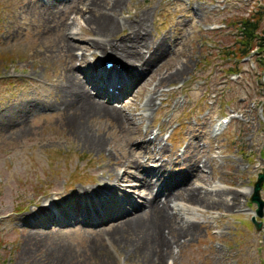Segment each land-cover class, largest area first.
I'll use <instances>...</instances> for the list:
<instances>
[{"label": "rangeland", "instance_id": "374dc122", "mask_svg": "<svg viewBox=\"0 0 264 264\" xmlns=\"http://www.w3.org/2000/svg\"><path fill=\"white\" fill-rule=\"evenodd\" d=\"M259 8L264 0H0V264H264V181L261 209L251 202L264 176V49H224L240 36L234 17ZM102 15L116 24L108 36L95 29ZM160 42L163 54L153 52ZM94 43L149 64L145 84L110 103L126 122L95 113L68 122L76 96L67 79L93 96L87 67L107 62ZM155 135L169 173L190 166L186 187L221 193L224 204L172 203L197 234L176 236L160 258L128 256L107 233L160 198L130 164L152 156L145 143ZM108 179L120 191L99 189ZM106 198L113 207L103 209Z\"/></svg>", "mask_w": 264, "mask_h": 264}, {"label": "bare ground", "instance_id": "6f19581e", "mask_svg": "<svg viewBox=\"0 0 264 264\" xmlns=\"http://www.w3.org/2000/svg\"><path fill=\"white\" fill-rule=\"evenodd\" d=\"M118 1L119 0H113V5L115 6ZM94 25L97 26L95 28L97 31L102 33L107 32V36L111 34V32L115 31L114 27L116 26V24L109 22V17L107 19L105 15L99 16ZM140 31L141 29H137L136 32L139 33ZM92 45H94L93 48H97L96 50L101 52L100 54L102 58L106 59L107 62L112 63H110V67L103 66L102 64H98L97 66L95 65V67H87L91 76L85 80L94 89L93 96L85 94L84 86L80 83V81L73 77L67 79L70 83L72 92L76 96L75 99L69 97L71 98V101L69 102V105L67 104L69 109L72 110L71 119L68 121L71 123L74 118L82 119L91 113L103 114L104 116L108 115L115 120L116 118L119 119L121 117L120 112H118L113 106H110L112 105L110 103L112 101L119 100L123 95L130 92L133 87H139L140 85L143 86L145 84L146 77L148 78L149 76V74L145 76L146 71H143L149 66V64L142 65L136 63L134 65H129L127 62H133L128 61L129 57L114 45H107L105 43H94ZM73 47L74 45L71 42H68L59 47L58 51L66 49V51L69 52ZM155 51H160V54H163L164 44L161 42L158 43L153 48V52ZM150 60L151 57H143L140 59L142 62H148ZM176 74H178V72H176L172 77H175ZM80 94L83 98L78 99L77 96H80ZM64 95H66V92ZM95 97H102L106 104L102 105L94 103ZM153 103V96H150L144 106L145 108L150 109L153 106ZM121 120H124L125 122L127 121V119L123 116L121 117ZM155 143L159 144L156 137L145 143V145H149L155 148V150L154 153L152 152V156H149L144 163L136 165L131 161L130 164L134 165L138 169H141L143 171L144 178H149L142 181L145 188L154 190L160 186V198L162 201H160V198L158 199L155 196L148 204L146 211L141 212L139 209L135 212V214L129 217L125 216L123 220L119 222V226H116L117 228L113 226L114 228L110 230V234L107 233L112 241L116 242L124 250L129 251L128 247L132 249L131 252L129 251V253H127L128 256H136L137 252H140V255L143 257H146L148 253H153V255L157 258L158 256L160 258V256H163L164 253L167 252V248L172 241H175L176 236L190 237L197 234L193 221L190 222L189 220H186L183 222V217L180 221H178L177 216L170 212L172 203L178 202L192 206H201V208L210 205L219 206L224 204V201L222 200L223 194L221 193L213 195L215 197V200H213L209 198L212 194L203 193V195L199 196L193 187H186L187 176H191L194 172L197 173V171L190 166L179 173H169L168 167L165 166L168 161L166 153L167 146L159 148ZM178 158L182 157L178 156ZM151 165L154 166V168H150ZM117 179H108L109 181L116 182L108 184V180H106L103 185H99L98 187L99 189L101 188L105 191L115 189L120 191ZM88 194L89 190L86 192L85 196H88ZM90 198H92V194L89 196V199ZM106 200L101 201L103 209L113 207L107 198ZM127 201L133 202L131 200ZM87 202L83 203L84 209L90 208ZM89 202L91 203L92 200ZM93 203H96V201H93ZM178 207L180 208L177 213L184 211L183 206L178 205ZM134 208L135 207H133V209ZM162 227H167L169 231L168 236L161 233ZM28 239L31 241V244H34L35 246L41 244V237L33 236Z\"/></svg>", "mask_w": 264, "mask_h": 264}, {"label": "trees", "instance_id": "16d2710c", "mask_svg": "<svg viewBox=\"0 0 264 264\" xmlns=\"http://www.w3.org/2000/svg\"><path fill=\"white\" fill-rule=\"evenodd\" d=\"M262 9L252 11L247 17L244 15L234 17L231 25L239 31L240 36L234 40L231 46L224 48L226 49L225 53L239 57L249 54L252 48L256 46L264 49V24L261 25L262 20H264ZM235 21L237 22L235 23Z\"/></svg>", "mask_w": 264, "mask_h": 264}, {"label": "water", "instance_id": "95a60500", "mask_svg": "<svg viewBox=\"0 0 264 264\" xmlns=\"http://www.w3.org/2000/svg\"><path fill=\"white\" fill-rule=\"evenodd\" d=\"M263 181H264V176H259L256 184L254 185L253 196L251 198V202L252 203H256L258 205V208L259 209H261V203L259 201V195H258V193L260 191L261 184H262ZM255 226H256V229L257 230L260 227L258 223Z\"/></svg>", "mask_w": 264, "mask_h": 264}]
</instances>
